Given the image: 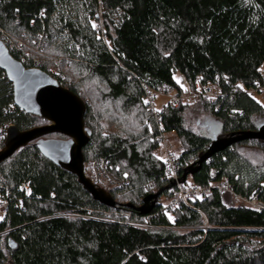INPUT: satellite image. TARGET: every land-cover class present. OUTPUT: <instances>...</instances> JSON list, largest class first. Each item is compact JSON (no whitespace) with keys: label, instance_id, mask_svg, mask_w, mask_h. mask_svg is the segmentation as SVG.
I'll return each instance as SVG.
<instances>
[{"label":"trees","instance_id":"obj_1","mask_svg":"<svg viewBox=\"0 0 264 264\" xmlns=\"http://www.w3.org/2000/svg\"><path fill=\"white\" fill-rule=\"evenodd\" d=\"M192 2L178 10L175 0H0V39L2 31L22 43L11 55L26 68L59 74L60 84L85 102L92 138L84 161H106L125 181L109 190L111 208L34 143L17 152L0 165V188L11 203L0 222V264H264V211L217 192L164 211L172 183L156 156L158 123L144 116V89L179 90L178 81L198 80L224 90L217 104L199 99L161 111L162 125L182 148L180 178L212 141L198 132L202 116L220 124L217 138L264 126V106L244 91L264 87V0H196L197 14L189 17ZM5 124L27 131L47 122L15 106L12 83L0 71ZM222 178L264 201V141L215 154L192 185ZM23 183L30 184L28 197ZM158 192L152 212L142 215L144 199Z\"/></svg>","mask_w":264,"mask_h":264},{"label":"water","instance_id":"obj_2","mask_svg":"<svg viewBox=\"0 0 264 264\" xmlns=\"http://www.w3.org/2000/svg\"><path fill=\"white\" fill-rule=\"evenodd\" d=\"M0 71L4 72L12 83L14 104L22 112L37 116L47 125L20 131L14 125L7 131L4 148L0 153V165L17 152L23 151L30 144L35 145L40 154L64 171L75 175L94 200L114 208L116 206L110 192L96 187L84 173L83 149L90 144L92 133L85 125L87 106L76 94L64 88L49 74L37 69L26 68L17 61L7 47L0 41ZM60 135L66 139L48 138ZM247 140H263L264 126L256 132H241L227 138L212 139L207 151L191 166L181 178L186 183L189 176H194L203 163L215 154L225 151L234 144ZM175 186L170 184L167 189ZM162 192L148 196L139 209L142 215H149Z\"/></svg>","mask_w":264,"mask_h":264},{"label":"built area","instance_id":"obj_3","mask_svg":"<svg viewBox=\"0 0 264 264\" xmlns=\"http://www.w3.org/2000/svg\"><path fill=\"white\" fill-rule=\"evenodd\" d=\"M96 29H99L98 27ZM1 42L7 47L9 52H17L22 50V46H18L15 42L9 40L4 32L1 31ZM177 69V63H171V71ZM51 77L60 83L61 76L51 72ZM260 76L264 79V72H260ZM179 90H172L171 88L162 89L153 93L147 89L145 90L144 101L147 104V109L144 116L154 120L158 123V138L159 149L162 150V162L165 166L166 178L170 183H174L172 188V197L164 204V211L170 212L171 210L186 206L190 207L191 200L203 199L206 196L217 192L224 195H229L239 205L245 206L255 212L264 211V201L259 196L245 197L237 193L233 185L227 179H220L219 181H210L206 186L188 185L181 182L179 175L178 158L180 153L174 148L172 140L174 138L173 132H167L165 126L161 123V111L167 109H178L182 104L192 103L196 100L202 99L205 102L217 104L225 93L222 88L217 84H201L196 81L193 85H189L185 80L178 81ZM245 94L250 98L262 99L264 98V87L257 85L255 89H245ZM158 96L166 100V103L158 109L157 99ZM13 126L11 124L0 125V153L3 150L1 145L2 141L6 140L8 129ZM84 173L87 178L96 186L108 190L106 187L121 188L125 185V181L115 178L109 171L106 161H93L84 163ZM26 197L29 196L31 187L29 183H23L20 188ZM109 191V190H108ZM9 192L0 188V214L6 215L10 208ZM19 208L23 211V200H19Z\"/></svg>","mask_w":264,"mask_h":264},{"label":"rangeland","instance_id":"obj_4","mask_svg":"<svg viewBox=\"0 0 264 264\" xmlns=\"http://www.w3.org/2000/svg\"><path fill=\"white\" fill-rule=\"evenodd\" d=\"M195 2H196V0H193L192 4L190 5L191 8L189 7L190 8V10L188 11L189 17L191 15L195 16L197 14V9H196ZM175 3H176L175 7L178 10H180V8L185 7L189 3V0H175ZM18 46H22V43L19 42ZM258 100L264 106V98L258 99ZM156 103H157L158 109H161V107L166 103V100L163 99L162 97L158 96V99H157ZM197 129H198V132H200L201 134L205 133L208 136H210L212 139H214V138H216L218 136V134L220 132V124L218 122H216L214 119H212L211 117L209 118L208 116H202L199 119V121H198ZM172 144L176 147V150L179 153L182 152L181 145H180V143H179V141H178V139L176 137L173 138ZM156 156L160 160H162L164 158L161 149H158L156 151ZM252 160L256 164H260V160L256 157V155H253ZM186 184L192 185V176H189L187 178ZM106 188L108 190H110L109 187H106ZM163 202H165L164 197L160 199L159 203H163ZM4 217H5L4 214H0V222L3 221Z\"/></svg>","mask_w":264,"mask_h":264},{"label":"snow or ice","instance_id":"obj_5","mask_svg":"<svg viewBox=\"0 0 264 264\" xmlns=\"http://www.w3.org/2000/svg\"><path fill=\"white\" fill-rule=\"evenodd\" d=\"M93 27H95V25H93Z\"/></svg>","mask_w":264,"mask_h":264}]
</instances>
